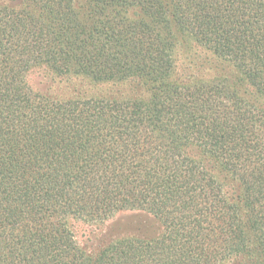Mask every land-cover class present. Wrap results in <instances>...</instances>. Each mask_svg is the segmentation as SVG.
<instances>
[{
	"label": "trees",
	"instance_id": "trees-1",
	"mask_svg": "<svg viewBox=\"0 0 264 264\" xmlns=\"http://www.w3.org/2000/svg\"><path fill=\"white\" fill-rule=\"evenodd\" d=\"M0 264H264V0L0 3Z\"/></svg>",
	"mask_w": 264,
	"mask_h": 264
},
{
	"label": "rangeland",
	"instance_id": "rangeland-1",
	"mask_svg": "<svg viewBox=\"0 0 264 264\" xmlns=\"http://www.w3.org/2000/svg\"><path fill=\"white\" fill-rule=\"evenodd\" d=\"M9 0H0V3H6ZM14 2V1H13ZM16 2V1H15ZM205 56H209L208 53L204 52ZM39 70V71H37ZM33 72H31L29 74V80L30 83L36 87V88H45V83H44V78H43V73L41 71V69H37ZM112 85L106 86V89H108L109 91H111L112 89ZM139 217L140 214L137 212H122L121 214H119L116 218V221H112L111 223H106V226H104L102 230H109L111 231V229L114 230L115 233H121L124 230H126V228H132V225H126V222L128 221V217ZM141 221L143 223L144 227H147L149 224L154 225V220L151 218H142L141 217ZM112 225V226H111ZM97 225H91L87 222L81 221V220H77V221H72V227H73V231H74V235L77 239V242L79 243V245H81L84 248H91L92 245L96 244V240L94 242V233H100L101 230L98 229V227H96ZM155 226V225H154ZM154 228V227H153ZM129 230V229H127ZM96 234V233H95ZM93 248V247H92Z\"/></svg>",
	"mask_w": 264,
	"mask_h": 264
}]
</instances>
